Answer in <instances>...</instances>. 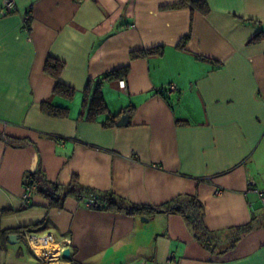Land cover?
Returning <instances> with one entry per match:
<instances>
[{"label":"crops","instance_id":"obj_1","mask_svg":"<svg viewBox=\"0 0 264 264\" xmlns=\"http://www.w3.org/2000/svg\"><path fill=\"white\" fill-rule=\"evenodd\" d=\"M14 1L3 14L0 0V264H264V205L248 191L264 189V0H204L205 14L170 7L180 0ZM47 57L72 96L54 93ZM124 67L125 90L103 78ZM97 90L106 110L88 118ZM35 171L139 205L195 195L211 231L259 225L217 255L178 214L49 207L34 187L23 200ZM25 231L55 243L42 253Z\"/></svg>","mask_w":264,"mask_h":264},{"label":"trees","instance_id":"obj_2","mask_svg":"<svg viewBox=\"0 0 264 264\" xmlns=\"http://www.w3.org/2000/svg\"><path fill=\"white\" fill-rule=\"evenodd\" d=\"M170 7H188L192 12L197 10L201 14H205L208 11L207 4L204 0H180L177 4L171 5ZM158 51L159 48H153L147 51H136L131 55L138 58L146 53H156ZM62 68L63 62L53 57H47L44 64V71L57 80L54 86V93L70 97L74 91L58 81ZM127 71L128 69L126 67L120 68L105 74L103 78H124ZM87 107L88 118H92L94 114L106 110L105 103L102 97H100L98 90L90 99ZM41 108L45 114L54 117L66 116L68 110L65 106H58L46 101L41 103ZM116 117L117 115H109L103 123L104 126H112L115 123ZM25 186L34 187L35 192L48 201L49 207H61L64 201L70 197L93 209L123 212L134 216H148L157 213L178 214L186 221L195 239L204 248L217 255L223 254L233 248L243 235L259 225V222H254L253 218L246 225L222 231H211L203 224V204L195 195H179L164 204L156 206L139 205L125 200L112 191H101L86 187L80 184L76 178H73L67 185L54 183L46 179L40 171H35L27 175L25 177Z\"/></svg>","mask_w":264,"mask_h":264},{"label":"built area","instance_id":"obj_3","mask_svg":"<svg viewBox=\"0 0 264 264\" xmlns=\"http://www.w3.org/2000/svg\"><path fill=\"white\" fill-rule=\"evenodd\" d=\"M14 5H15V1L14 0H4L3 8L1 9V12L3 14L11 12L13 10V8H14ZM28 17L29 16L26 15L25 16V20ZM118 87L121 90H125L126 89V81H125L124 78L118 80ZM174 90H175L174 85H170L167 88L158 89L157 91L159 93L170 94ZM30 189H31L30 187H26L25 188V192L23 194V200H26L27 198L30 197ZM248 191L254 192L258 196V199L260 200V202L262 203V205H264V189L257 190V189L250 188ZM23 237H24L25 241L31 247H34L36 249H39L42 253H46V252H44L42 250V249H44V247L46 245H48L50 243H55L54 242L53 235L51 233H43V234H40V235H35L33 233H30V232H26L25 231L23 233ZM66 243L68 244L69 241L66 240L65 243H63L60 246H58L57 248H55V250H52L53 252L49 251L50 253H52L50 255V257L51 258H56V257L62 256V253L65 250V247L64 246H65ZM49 252H48V255H49Z\"/></svg>","mask_w":264,"mask_h":264},{"label":"water","instance_id":"obj_4","mask_svg":"<svg viewBox=\"0 0 264 264\" xmlns=\"http://www.w3.org/2000/svg\"><path fill=\"white\" fill-rule=\"evenodd\" d=\"M127 120H128V114L127 113H124L123 115H121L120 119L117 121V125H126L127 124ZM12 237L15 238V235H12ZM13 242V241H12ZM69 249H65L62 253V256L66 257L69 255Z\"/></svg>","mask_w":264,"mask_h":264},{"label":"rangeland","instance_id":"obj_5","mask_svg":"<svg viewBox=\"0 0 264 264\" xmlns=\"http://www.w3.org/2000/svg\"><path fill=\"white\" fill-rule=\"evenodd\" d=\"M54 248L56 247V245L53 246Z\"/></svg>","mask_w":264,"mask_h":264}]
</instances>
